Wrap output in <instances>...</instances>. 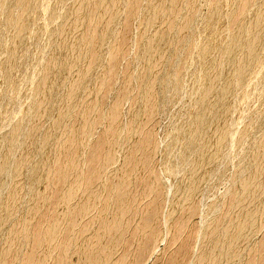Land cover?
I'll list each match as a JSON object with an SVG mask.
<instances>
[{
  "label": "bare ground",
  "instance_id": "obj_1",
  "mask_svg": "<svg viewBox=\"0 0 264 264\" xmlns=\"http://www.w3.org/2000/svg\"><path fill=\"white\" fill-rule=\"evenodd\" d=\"M7 1L8 2H6V0L3 1L4 4L5 2L8 4L9 0ZM15 1L18 4L20 2V0L19 2L18 0ZM15 1L13 0L12 3L14 4ZM23 1L21 0L22 3ZM39 1L40 0H25L22 10L19 9L21 15L18 14L20 16L15 18L17 14H15L16 11H10V15L11 12L15 14L13 15L12 13L15 19H12L11 16L10 19H7L8 21L6 18L9 15L8 13L6 15L2 14L5 13V6H3L4 12H2L1 5L0 8L2 13H0V17L3 16L4 20H6L5 22L2 20V22L5 24L10 21L9 25L11 26L10 23H13L14 20L17 21V18L19 17L21 18V21L25 20L22 18L23 14L26 18V16L34 13L35 17V12H41L37 7L39 6ZM54 1L57 2V0ZM74 1L75 2L72 3V6L70 3L68 4L71 6H68L69 9L64 6L68 9H66L68 12L65 10L67 12L65 17H68V20L64 19V22L67 21V23L65 25L59 24V27L57 26L60 28L64 25L63 27H66V29L64 28L65 30H63V28H60L55 34L54 32L58 28L55 31L51 30L53 31L51 34H54L55 36V41L53 42L55 53L53 54L51 61L48 62L49 64L46 66V68H48L45 78L46 87H43L44 89L48 88L49 91L44 94L41 87L42 90H39H41L44 95H41L42 97L39 96V99L38 95L41 93L38 94L36 92L38 102L35 100L37 102L36 112H32L37 116L36 121L33 114L31 117L34 116V122L32 123L31 128L27 131L28 133L25 132L27 138H25V141H23V137V139L21 138L22 143H24V146H22L23 148L20 147L23 149V155L21 158L18 157L21 160L18 159V163L15 164L16 166L13 161L10 160V156L11 154H14V156L16 154L14 150H17V141L15 140H19V138L17 139L16 137L24 135V132L21 131L23 134L19 135L16 132L17 130L13 129L15 130V133L13 130V134L10 132L11 140L9 139L10 136L7 138L4 137L9 139L6 143H11V148L7 146L9 150L4 148V151L3 149L6 153L4 161L2 160L3 163L1 164L6 166L8 163L10 165V162L11 164L13 163L15 168L13 177L14 179L16 178V181L14 180L13 187L11 186L9 189V191L11 190L9 195H6L7 197L1 202V204H3H0V207H2L0 212V264H73L70 262L72 258L70 256H72L71 254L75 255L76 253L81 257L80 260L78 259L79 262H75L76 264H132V260H135L136 258L138 261L136 262L135 260V263L138 264L140 258L143 257L138 258L142 254L141 252H143L144 245L146 246L147 243L154 241L157 237V233L155 234V229L152 223V218L156 216V212H154L155 214L152 213L153 210H151V205H149V203L146 204V202L144 203L143 201L147 195H150V193L147 194L148 192H151L154 188L157 189L159 179L155 178L151 181L148 180L149 182L147 180L145 182L143 179V182H141L135 179L134 175H129V171L126 169L129 166L133 169L132 166H137L139 161H148L149 165L153 160L150 161L149 159L151 158L148 159V156H145L146 154L144 155L147 145L146 142L148 141L151 143V139H153L152 129L147 127L148 125L146 122H150L155 113L162 107L167 95H171V99L179 95L181 88L183 87L181 83L183 84V78L185 75L182 71V68L184 69L182 65V68L176 66L173 67L174 70H172L173 72L171 73V76L164 74V71L160 68L162 64H159L157 57H162L161 59L164 65L170 64L173 63V55L188 42L191 43L193 41L196 43V41L199 42V40L203 42L199 43L202 44L200 45L202 47H199V52L195 49L198 54L195 52L197 55L194 56L192 54L193 56L191 55L192 57L189 58V60L191 59L193 62L196 60L195 62L204 66L202 72L198 71L200 74L199 78H201V80H199L202 81L200 87L202 88V94L199 98L200 100L195 102L197 103L195 108H193L194 106H191V108H193L191 114L192 122H182L179 127L180 130L178 129V133L180 132V139L178 140H181L180 146H182V152L181 155H179L181 156L182 161L191 160L190 158L192 157L188 160L190 154L194 156L191 162L189 161L190 169H188V173L186 174V171H184L186 179L177 185L176 202L173 205L174 207H172L173 210L171 209L172 213H169V218H173V215L178 211L180 212V210L184 212L189 210L190 206H192V208L193 206H196L194 204L192 205L191 202L199 192L203 180L205 181L204 178L205 176L207 177L208 174L207 169H211L210 165L212 164L214 157L217 156L215 157L216 160L214 159L215 162L221 157L220 155V157H218V154H220L219 152H223L219 150L220 148L222 149L224 140L229 139L227 131H232H229V127H227V122L231 114L229 101L231 99L232 86H235L233 85L236 84L234 82L239 83L242 81L243 77L247 75H250L251 77V75L254 74V71L258 70L253 69L254 71H252L251 68L250 70L253 74L247 73L248 71L250 72L249 68L252 66L251 64L254 63L251 61L252 57L258 53L260 54L261 49L259 50V48H262L264 45V43H261V36L263 37L264 33L263 1V4H261L262 6L259 5L257 9L255 8L254 11H251V4L254 3L255 5L258 0H212V10L205 18L204 25L197 34L193 30V20L189 13L190 11L185 9L186 6L184 7L183 0H151L145 7L146 13L141 19L142 25L144 26V33L139 42L138 51L140 58H142V63L139 64L141 66H139L140 68H138L136 74H133L130 70L125 73L121 79L120 86L123 88L122 90L124 93H122L120 98H116L111 105L109 104L108 107H103V100L112 92L114 82L121 76L120 71L122 74L124 71L120 70V65L124 59V52L126 49L123 50V47H121L122 42L119 41L118 35L113 37L115 33V21L119 18L118 16L121 11L124 12V10H127L128 14L137 15L139 7L143 6L139 4L140 0ZM130 1L131 3L129 5L128 3ZM260 1L261 0H259V2ZM3 2L1 3L0 1L1 4H3ZM43 2L45 3V1ZM43 2L41 0V4ZM59 2L61 1L58 0L57 3ZM63 2L64 1L62 0L61 4ZM232 2L236 5V10L239 11L233 12L234 18L238 19L237 16L240 15L238 20H240V18L241 21L243 18L247 20V18L250 17L249 20L251 21H246L248 26L246 25V27L244 26L241 29H238V25L234 26L233 24L235 28H229L232 29L231 31L234 30L231 33V31L227 32L225 27L223 28L226 24L223 25V22L228 20V16L233 17V15L230 16L232 11L230 12V15L226 14L227 12L225 13V11H228L226 10L227 7H225L224 10V5L226 6L229 4V6H233ZM12 3H10V7L8 6L9 9L12 8ZM17 3L14 4V8ZM55 5L57 6H54V8L58 7V4L55 3ZM127 5L129 6L127 7ZM18 6L16 8H19ZM41 7L42 6L40 5L39 9H41ZM5 8L7 9V7ZM56 9L53 12H55ZM6 11L8 12L9 10ZM172 15H175L176 21L179 20L177 26L184 23V26L186 25L185 27H190L193 30L191 38L184 39L186 40L184 42L183 39L182 41L179 40V28H172L166 32L162 31L164 24ZM107 16L110 17L106 20ZM130 17L131 16H129V18ZM20 18L18 20L19 23H21ZM29 18L30 17L28 16V19ZM51 18H55V16H52ZM27 21L28 20H25L24 22L28 23ZM33 21L36 22V19H33L32 22ZM117 21L120 22L121 20ZM228 21H231V19ZM236 21L234 23L238 24L239 21ZM29 22L31 21L29 20ZM172 22L173 21H171V23ZM7 23L4 25L6 29H8ZM19 23H15L16 26L20 27V25H17ZM26 23L25 26H27L28 29L30 24L26 25ZM15 24L13 25L15 26ZM4 26L0 27L4 28ZM16 26L15 30L19 28ZM116 27H118V25ZM21 28V33H19L20 29L18 30V33L15 32L16 36L19 35L17 36V39L15 36L14 39H16V41L12 38L14 42L19 43L20 40L24 42L23 39H21L25 36L24 34H26L27 39L30 37H32V39L36 38V36H30L33 30L28 34V37L27 33H25L27 29L25 27V29L23 27ZM61 29L63 31H61ZM35 31L34 35L36 34L38 36ZM3 32L4 31H2V33ZM8 32L9 29L6 32L7 36H4V34L1 35L0 38L2 37L3 39V37H6L5 39H7L9 35ZM2 33L0 31V34ZM11 34L9 36L12 37ZM71 40L74 42H71ZM3 42L4 39L0 41L2 44ZM22 42H20V45L18 46H21ZM10 43L11 42H9V44ZM14 44L12 45L13 47L15 46V48H12V45V50L9 48L11 53H9L8 48V50L6 49V52L11 54V56H14V58L18 53L20 55L22 52H28L26 48L29 46L26 43V45L22 43V45L24 44L26 47L25 48L24 45L22 46L25 48H23L24 51L22 49V52L20 51L21 47L17 48L18 46L16 47V43ZM261 44L262 47H260ZM93 45L97 46L96 51L92 47ZM0 47L2 48V46ZM193 49L194 47L192 50ZM258 50L259 52L257 53ZM263 51H261L260 56ZM6 52L5 55L7 57L8 53L6 54ZM182 52H184L183 49ZM3 53L1 52V54ZM6 57L4 60H13H9L10 58L8 59V57ZM20 57H22V55ZM257 57L259 56L257 55ZM257 57L255 56V59L253 58V61H255L253 66L256 65ZM24 59L22 58L21 60L24 61ZM259 59L260 61H258ZM259 59L257 62L261 64V57ZM15 60L14 63H16ZM263 60L262 63H264ZM8 63L9 62H7V64ZM12 63L13 62H11V64ZM259 63H257L258 66ZM5 65L6 64L4 63L3 68L8 66ZM12 65L9 66L12 68ZM19 65L20 64H18V66ZM9 66L7 69H11ZM3 68H1L2 71L4 70ZM14 68L12 70L15 71ZM129 68L130 65L126 69L128 70ZM260 68L262 67L259 66V69ZM3 72L5 73V71ZM8 75L10 76V72ZM8 75L6 74L5 76L9 78ZM12 75L14 74H11V76ZM71 77L73 80L72 83L71 81L68 82ZM237 79L241 80L238 82ZM245 79L246 80H243V83L247 81V77ZM7 81L8 80H5V82ZM89 82H91V86L92 84L94 86L89 92H93L92 89H94L95 92H93L94 94L92 95L89 93L90 96H88V92H86V89L84 88L86 85L85 83L89 84ZM240 83L242 84V82ZM183 88H185V86ZM192 89H194L193 85ZM234 93L235 90L232 94ZM85 94L87 98L85 97L86 99L84 98V100L83 97ZM133 94L137 95V98L133 103L132 108H130V112L128 113L129 117L122 116V118L120 114L122 104ZM236 96H239L238 93ZM193 97L195 96L193 95ZM245 97L247 96H244V99ZM241 98L243 99V97ZM32 107L35 110V105ZM72 112L76 114L75 119H72V117L70 118ZM27 113L24 119L28 115ZM261 117L264 118V113ZM39 118H43L47 121L49 120L45 129L40 128V125L38 124ZM125 118H130L128 120L129 122L124 120ZM65 119H69L70 121H67L65 124ZM30 120L27 121V124L29 125H31ZM187 120L190 121V118ZM102 122H108V125L104 129L101 135L102 137L91 144V138L95 133V129L98 125L102 124ZM42 125L43 124L41 123V127ZM28 126L24 125V127L29 128ZM15 128H17V126ZM19 130L22 129H19L18 127V132H20ZM226 134L228 138H226ZM136 135H142L145 141H142V139L141 141L144 143L141 142V144L137 146L133 145V142L131 143V141ZM178 140L177 142H179ZM227 140L225 144L228 142ZM176 144L178 145L179 143ZM259 144V149H256V147L254 148V150H258V152L256 151L255 153L256 155H252L254 152L249 154L253 156L251 160L252 163L255 164V166L254 164H251L253 167L251 165L249 166L254 168V171L252 170L253 172L249 174V176L247 175L246 179L244 178V180L241 181L240 190L235 194L236 196L233 200L231 198L232 202L230 201L231 204L229 205V208L227 211L225 210L226 213L221 216L219 221L218 219L216 222L214 221V229L212 228V230L205 235V246L199 255L200 258H197L199 261H196L197 263L195 262V264H236L237 262H241L242 264H256L258 255L261 257L262 255H260V253H264V243L259 244L261 246H258V244L252 242L253 236L262 229V222L264 219V140ZM19 146H21V143ZM64 146L69 147V150L67 151L68 153L66 154L63 152V148H65ZM149 146L150 144L147 145V148ZM150 147L155 152V144L153 143ZM91 149L92 154L89 155ZM151 149L150 151L152 152ZM20 150L16 152H19ZM144 158L146 159L144 160ZM41 159L46 160L45 162H42ZM248 160L247 163L245 162L246 164H249L248 162L250 160ZM130 163L136 164H132L131 166ZM246 164H243L242 166H245ZM108 165L112 166V168L109 169V171L106 170L107 172L104 173L103 170L110 167H108ZM249 166H247V168L244 167L243 169H248ZM2 167L3 166L0 167L1 171L6 169L5 167ZM117 170L122 172L126 170L128 173L124 172V174L127 175L124 177L121 175L123 178H121L122 180H119L120 177L117 178L119 175L117 174V176L115 174ZM5 171L7 172V170ZM149 171L152 175L156 173V170L151 168ZM3 174L7 177L6 173ZM3 174H0V191L4 188L5 177ZM42 181L47 185L46 188H44L45 190H40L38 188L39 183H44ZM138 183H140V185H138ZM30 193L31 195L29 197V204L26 212L20 220H17V222L5 232L4 227L9 224L13 215L17 211L19 212L23 200L25 201L24 198L28 197L27 195ZM153 197H155V195ZM37 200L42 201L44 205L48 202H53L54 205H52L50 209H47L44 208V206L37 205V203H39ZM192 210L188 212H192ZM103 213H107L108 215H105L108 217H102ZM152 215L154 216L152 217ZM181 224L184 226L183 223ZM175 225L179 227L180 223ZM141 237L145 238L147 241H151H146V244H144L145 239L144 242H141ZM109 240L111 242H107ZM148 245L149 244H147V246ZM176 254H180L179 248L176 251ZM174 255L175 254L171 255L172 263L174 261L173 258L176 257V255ZM176 261L178 262L179 259ZM258 262L259 264H264L263 261Z\"/></svg>",
  "mask_w": 264,
  "mask_h": 264
},
{
  "label": "rangeland",
  "instance_id": "obj_2",
  "mask_svg": "<svg viewBox=\"0 0 264 264\" xmlns=\"http://www.w3.org/2000/svg\"><path fill=\"white\" fill-rule=\"evenodd\" d=\"M0 1L2 3L5 0H0ZM24 1L22 3L21 0H20V2H21L20 3L19 0H18L19 4L15 1V3H17L16 7L18 5H20V6H18L19 8H16V7L14 8L13 6H15L14 5L15 3L14 4L12 3L13 0L12 1L9 0L8 4H6V2H8L6 0V2H5L6 5L4 4V2H3L4 5L0 3V6L2 5L1 6L2 10H3L2 12H4V9H5V13L1 12V8H0V13H2L3 15L4 14L6 15L8 13L9 16L8 15H7L8 17L6 16L7 17L6 20L10 19L11 16H12V19H15L17 16L21 15L19 9L22 10L23 4L25 3ZM43 1H45V3ZM59 1L62 2V0H59ZM63 1H64L63 2L64 4L63 3L61 4V2L57 3L58 0H57V2L54 1V0H42L43 3L41 4V0H40L38 2L39 6H37V7H38V10H41V12L37 11V10L36 11L38 13L39 12L40 13L38 14V13L35 12V17H37V18H35L34 17V13L31 12L33 16L32 15H28L30 17L29 19H28V16H26V18H25V15L24 14L22 15L23 16L22 18L25 19V20H28L27 21L28 23L24 22L25 20L21 21L20 17H19L20 18V22L22 24L19 23V21H18L19 18H17V21L14 20L15 22L13 21V23H10L11 26L9 25L10 21L8 23L6 22L7 25H8L7 28L9 29L8 34L10 35L12 33L11 34L12 37L8 35L7 39L9 37H11L10 38L11 40H12V38L14 39L15 36H16L15 32L18 33V30L20 29L19 33H21V29H22L21 27H23V28L25 27L27 29V26H25V23H26V25L30 24V27L33 28V29H31L28 26L29 27L27 29L28 31L26 30L25 33H27V35H28V34H30L31 30H33L31 32L30 36L33 35V37L36 36V38H33L34 40L32 39V37H30L32 40L30 38L27 39L26 38L27 37L26 34H24L25 36L21 38V39H23L24 42H22V40H20V39H19L20 41L18 40L19 43L18 42H14V40L16 41L17 36L19 35L18 34L16 36V39H14V40L11 41L10 39H8V41L10 40L9 42H11L10 44L7 41V39H5L6 37H3V39H4L3 44L0 43L1 44L0 46H2V48L0 47V167L3 166L2 168H4V167L6 168V166L8 165L6 169L2 170L3 172L0 170L1 171L0 174L1 173L2 174L3 173L7 174V177L3 174L5 179H4V188L2 186L3 189H1V191H0V204H1V202H3L5 197H7L9 195V192L11 191V190L9 191V189L11 188V186L13 187V185H14L13 182L16 181V178L14 179V177H13V173H15L14 172V169H15L14 165L18 163L17 162L18 159H20L21 156L23 155V149H21V148H23L22 146H24V143H22V139L24 138L23 141H25V138H27V135H25L26 134L25 132H27L31 128L32 123L34 122L33 117L35 116V114L32 113V112H36V103L38 102L39 96L42 97L47 91H49L48 88L44 89L43 87L46 84L45 83V78H46V72H47V69H48V68H46V66H47V64H49L48 62L51 61L52 56L55 53V48H54L55 46H53L54 45L53 42L55 41L54 34L60 28H63V30L66 29V27H63L67 23V21L64 22V19L68 20V17H65V14H67V12H68L67 10L69 9V7H71L73 5L72 3L75 2L74 0H66L67 2L65 0H63ZM150 1L151 0H140L139 4H141L143 7H141L139 5L141 8L139 7V12H138L137 15L128 14L127 13L128 11L124 10V12L121 11V13H124L125 16H124V14L120 13L122 16L119 14V16H118L119 18H117V20H121L120 21L121 23L118 22L117 20L115 21V28H116L117 31L114 28L115 33H114L113 37L118 35L119 36V41L122 42L121 43V47H123V50L126 49L125 52H124V55H125L124 59L122 60V62H121L122 64L120 65V70H122V71L124 70V71H123V74L120 71V73H121L120 74L121 75L120 78L118 80H116L115 82L113 81L114 82V84H113L114 88H113L112 92L108 95V97L107 96H106L107 98L105 97V99L103 100L104 102L102 101L103 105H102V103H101V105L103 107H108L109 104L111 105L113 103V101L116 100V98H120L122 93H124V91L122 90L123 88L120 87V86H121V81H122L121 79L123 78L125 73L130 70V71H132L133 74H136L138 68H140L139 66H141L139 64L142 63V60H141L142 58H140V54L138 52L139 51V42H140V40H141V38L143 36V33H144V26L142 25V22H141L142 20L141 19L143 18L144 14L146 13V8L145 7L148 5V3ZM183 1H184L183 2L184 7L186 6L185 9L190 11L189 13H190L191 18L193 20V27H194L193 30L198 34V32L202 29V27L204 25L205 18L208 16V14L212 10V5H213L212 4V0H204V1L203 0H183ZM194 1H195V3H194ZM256 1H254V2H256ZM262 1L264 2V0H261L260 2L258 0L255 3V5H254V3H252L253 5L251 4V9H252L251 11H254L255 8L257 9L259 7V5L262 6L261 5V4H263ZM10 3H12L13 5H12V8L9 9V7L11 6ZM55 3L58 4V7L54 8V6H57V5H55ZM69 3H70L71 6L68 5ZM130 3H131V1L128 4L130 5ZM227 3H229V2H227ZM232 3H230V4H232ZM40 5L42 6L41 9H39ZM60 5H61V7H60ZM129 5H127V7ZM3 6L7 7V9L5 7L3 9ZM64 6L67 7L68 9L65 8ZM235 6L236 5L234 3H233V6H231V5L229 6V4L226 5V6L224 5V10H225V7H227L226 10H228V11H225V13L227 12L226 14L230 15V12L232 11L230 16L233 15V17H229L228 15H226V16H228V18L227 17L226 18L228 20L231 19V21H228L227 19H225L228 22L227 21L223 22V25L226 23L223 26V28L225 27V30L227 32L228 31L230 32L232 29H234L235 25H238L240 27L239 28L238 26H236V27H238V29H241L244 26L246 27L247 22L251 21V20H249V18H250L249 16H248L249 18H247V20H245L244 18L242 19V21L243 20L245 22L247 21L246 23L244 21L242 22L241 18H240V20H238L239 17H240V15H238V14H240V13L237 14L238 15L237 16L238 19L234 18L233 12L237 11ZM43 8H44V10H43ZM56 8H58V9H56ZM15 9H17L19 11V13ZM55 9H56L55 12L57 14L55 12H53ZM142 9L144 10V12H143ZM6 10H9V11L7 12ZM57 10H58V12H57ZM206 10H207V12H206ZM10 11H16L15 14L16 13L17 14H16L15 18L13 17V15H15L13 12H11V15L9 14ZM237 12H239V11H237ZM237 12H235V13H237ZM12 13H13V15H12ZM53 13H54V15H53ZM139 13H141L142 15L139 14ZM18 14H20V15H18ZM126 14H127V16H126ZM52 16L53 17L55 16V18H51ZM66 16H68V15H66ZM120 16H121V18H120ZM129 16H131V17L129 18ZM235 16H236V14H235ZM109 17L110 16H107L106 20L109 19ZM194 17H195V19H194ZM0 18H1L0 19L1 20L0 21L1 25L0 26L3 27L6 24V23L4 24L3 22H5L6 20H4L3 16L0 17ZM232 18H234V19H232ZM33 19H36V22H34L35 20L32 22ZM2 20H4V21L2 22ZM29 20L31 22H29ZM233 20H235V21L237 20L236 22H238V21L239 22L241 21V22L240 23L238 22V24H236V23H234L235 21H233ZM171 21H173V22L171 23ZM178 22H179V20L176 21L175 15H172L171 18L164 24V26L162 28V31L166 32L168 30H171L172 28L173 29L179 28L178 29V32H180L179 33V36H180L179 40L182 41V39H183V42H184V41H186L184 39L191 38L193 30L190 27H185L186 25L184 26V23H181L180 25L177 26ZM231 22H233V23H231ZM2 23H3V25H2ZM15 23H19L17 25H20V27L16 26ZM116 23H117L118 27H116L117 26ZM127 23H128V25H127ZM244 23H245V25H244ZM13 24H15V26L17 28L19 27L18 29H16L17 31L15 30V26ZM59 24H64V25L63 26L61 25L62 27L58 28L60 26ZM230 24H232V25H230ZM233 24H234V26H233ZM241 24H243V25H241ZM12 25L14 26V28H13ZM39 26H41V27H39ZM126 26H127V28H126ZM2 27H0V29H1L0 31H1V33H2V31H4V32L2 34H0V36L4 35V34H5L4 36H7L6 32L8 31V29H6L5 26H4L5 29L2 28ZM9 27H11V28H9ZM231 27H232V29H229ZM38 28L39 29L42 28V29H40L41 32L39 31ZM10 29H12V30H10ZM263 29H264V26H263ZM35 30H37V31H35ZM51 30H53V31L56 30V31L54 32V34H51L53 32ZM63 30L61 29V31H63ZM122 30H123V32H122ZM34 31H35V33L37 32L38 36L36 34L34 35ZM233 31H231V33ZM118 32H119V34H118ZM13 35H14V37H13ZM52 36H54V37H52ZM122 36H124L125 38L122 37ZM28 37H29V35H28ZM137 37H138V39H137ZM263 37H264V33H263ZM263 37L261 36V41H262L261 43H264V38ZM3 39L1 37L0 41L3 40ZM125 39H126V41H125ZM130 41H132V42H130ZM20 42H22L24 44L26 43L30 47V48L29 47L26 48L25 47L26 44L25 45L23 44L28 52H24V53L22 52V49L24 47H22L23 46L22 43H21V46H18V45H20ZM71 42H74V41L71 40ZM201 42H202L201 40H199V42L196 41V43L193 42V41L191 43L188 42L184 47H182L180 50H178L176 52V54L173 55V63L164 65L163 61L161 59L162 57L161 58L157 57V60L159 61V64H162L160 66L161 70L164 71V72L163 71L162 72L164 74L168 75V76L169 75L171 76V73L173 72L172 70H174L173 67L176 66V67L182 68L181 65L184 67V69L182 68V71L186 75V76L184 75V78H183V81L185 82V84L183 82V84L181 83V85H183V87L185 86V88H183L181 86L182 88H181V91H180L179 95L177 97L173 98V99H171V95H167L162 107L153 116L154 120L152 118L150 122H146V124L148 125L147 127L152 129V134H153L152 138L153 139H151L152 140L151 143L152 144L154 143L155 146H156V150L154 152L151 149V147H150L152 144L150 142H148V141H147L148 143L146 142V144L147 145L150 144V146L147 148V145H146V148H145L146 150L144 151V155L146 154L145 156H148V159L151 158V159H149L150 161L153 159L149 163V165H148V161L147 162L143 161L144 163L139 161L137 163V166H135V165L132 166V164H136V163H130V165L133 167V169L129 166L128 167L129 169L128 168L126 169L127 171H129V173L126 170L122 172V171H120L121 169L119 170L121 173L118 170L115 173L116 175L117 174L119 175V176L117 175L118 176L117 178L120 177L119 180H122L121 178H123L125 175H127V174H124V172L128 173L129 175H132V176L134 175L135 176L134 178L139 180V181H141V182H143V179H144L145 182H146V180L147 181L148 180L151 181V180H153L155 178L159 179V181L157 180L159 182L158 185H157V189L154 188L155 190L153 189V190H151V192H148L147 194L150 193V195H147L148 197L146 196L147 198L145 197L144 201H143L144 203L146 202V204L149 203V205H151V207H152L151 210H153L152 213L156 212V216L152 215V217L154 216L152 218V221H153L152 223H153V227L155 229V234L157 233L156 234L157 237L154 239V241L148 240V241H151V242L147 243V244H149L148 246L146 244L147 240L145 238L141 237V239H140L141 242H144V239H145V243L144 244H146L147 247L144 245L143 252H141L142 254L138 258H140L142 256L143 257L140 258V260H139L140 263L138 262V264H168V263H170V264L174 263L175 264V262H176V264L177 263L178 264H181V263L182 264H195L196 261H199V260H197V258L198 259L200 258L199 255L201 254L202 249L205 246L204 245L205 244V242H204L205 241L204 240L205 235H207L208 232H210L212 230V228L215 226L214 223L217 221V219L219 221L221 219V216L226 213L225 210L227 211V209L229 208V205L231 204L233 198L236 196L235 194H237L239 192V190H240V186H241L240 183H242L241 181H243L244 178L246 179L247 175L249 176V174H251L254 171V168H252L253 167L252 165L254 163H252L251 158L254 155H256L255 154L256 151L258 152V150H254V148L256 147V149H259V146H260L259 143H261L264 140V138H263L264 137V135H263V133H264V120L263 119L264 118L261 117V115L263 116V113H264V67H263L264 63H262V60L264 58V55H263V53H264V51H263L264 50V45L262 47V44H261L260 47H262V48H259V50L261 49L260 50V54H261V51H263L262 52L263 58H262V55L260 56V54L258 53L259 52V50H258L257 51L258 54L254 55V57L255 56L257 57V55L259 56L256 59V65L253 66V64L255 63V61H253V60L255 58L252 57L251 61L254 62V63H252L251 65L253 67L251 66L249 68V70L252 68L251 69L252 71H254L255 69H258V70H255L256 72L254 71V74L251 72V70H250V72L248 71L247 73H250V74L252 73L253 75H251V77H250V75H247V76L243 77L242 81H240L241 79H239V80L237 79L238 82L240 81V82H242V84L240 82L239 83L234 82V83H236V84H233V85H235L234 86L235 89H234L233 86H232L233 89L231 88L232 89V91H231V99L229 101L230 102V108H231V114H230L229 120L227 122V124H228L227 127H229V131L230 130H232V131L231 132L227 131L229 139L228 140L226 139L228 141L226 144H225L226 140H224V143L222 145V149L223 150L221 148L219 150V151L223 152V153L219 152L220 154H218V157H220V156L221 157L219 159L217 158L218 161H216V162L214 161V159L216 160L215 157H217V156L214 157V159H213L214 162L212 161V164H211V165H214V166L210 165L211 169H207L208 170V172L206 171L208 173V174L206 173L207 177L205 176V178H204L205 181L203 180V182H202L203 184H201V188H200L199 192L197 193V195L193 199L194 201L192 200V202H191L192 205L194 204L196 206H193V208H192V206H190V209L191 208L193 209V210L191 209L192 212H188V211H191L190 209L189 210L185 209L187 211H184V212L180 210V212L178 211V212H176L173 215L174 216L173 218H169V216H170L169 213L170 214L172 213L171 209L173 210L172 207H174L173 205L176 202L177 185L180 182H182L184 179H186V174L188 173V169H190V166H189L190 162H191V160H192V158L194 156V155H191V154L189 155L188 160H189L190 157H192V158H190L191 160H189L190 162L187 161V160H186L187 162L186 161H184V162L182 161L181 156H180L181 152H182V146H180L181 140H178V139H180V135H179L180 132L178 133V131L180 130L179 127L182 124V122H185V121H188V122H185V123L192 122L191 121V119H192L191 118L192 117L191 114H192L193 108H195V105L197 104L195 102H198V100H200L199 98H200V96L202 94L201 93L202 88H200L201 84H202V81H200L201 78H199L200 77L199 72H202L204 70V66L202 64L198 63V62H195L196 60L194 62L191 61V59L189 60V58H191L193 55L195 56V55L198 54V52L200 51L199 47L200 48L202 47V46H200L202 44H199ZM14 43H16V47L18 46L17 48L21 47L20 51L24 54V55L22 53H20V55H19V53H18V55L16 54L17 55L15 57L16 60H15L14 56H11V54H9V53H11L10 49L12 50V48H15V46L13 47V45H12ZM11 45H12V48H11ZM92 47L96 51L97 46L93 45ZM193 47H194V49L192 50ZM7 48L8 49L10 48V49L8 50ZM6 49L9 51V53L6 52L7 51ZM24 49H23V51H24ZM182 49L184 50V52H182ZM195 49H197L198 52ZM3 51H4V53H3ZM132 51H133V54H132ZM1 52L4 55L1 54ZM5 52H6V54L8 53L7 54L8 59L11 56V58L9 60H11V59H13V60H11V61L4 60V58L6 57ZM134 52H135V54H134ZM195 52H197V54ZM21 55H22V57H20ZM260 57L262 59L261 60V64L263 66L259 62H257V60ZM22 58L23 59L25 58L24 61L21 60ZM14 60L16 61V63H14ZM17 60H18V62H17ZM187 60H189V61H187ZM6 61L9 62V63L7 64ZM258 61H260V59ZM11 62H13L15 64V66H14L13 63H12L13 65H12ZM263 62H264V60H263ZM4 63L6 65H8V66L12 65V68L9 66V68H11V69H7L8 66L5 65L6 66L5 68L7 69V71H6V69L3 68ZM184 63H186V64H184ZM257 63H259V66L262 67V68L259 69V66H258ZM18 64H20L21 66L20 65L18 66ZM174 64H176V65H174ZM129 65H130V68L127 70L126 68H128ZM191 66H192V68H191ZM256 66H257V68H256ZM1 68L4 69L3 71H5V73L1 70ZM13 68L15 69V71L12 70ZM261 69H262V71H261ZM8 70L10 72V76H11V74H14V75H12L13 77L11 76V78H10V76L8 75L9 74ZM11 71H13V72H11ZM258 73H260L261 75L258 74ZM6 74L9 76V78L7 76H5ZM246 77H247V81H245L243 83V80H246L245 79ZM248 77H249V79H248ZM5 78H7V79H5ZM5 80H8V81L5 82ZM237 80H235V81H237ZM69 81H71V83L73 82L72 77L69 78L68 82ZM116 82H118V83H116ZM252 82H253V84H252ZM85 84L86 85L84 86V88L86 89V92H88V96H90L89 93H91V95L94 94L95 93L94 89H92V91L94 93L91 92V91L89 92V90L91 88H94L93 84H92V86H91V82H89L90 85L87 84V83H85ZM116 85H117V87H116ZM192 85H193L194 89H192ZM41 87H42L43 90L41 89ZM255 88H256V90H255ZM39 89H41L44 92V94ZM46 89H48V90H46ZM234 90H235V93L232 94L234 92ZM36 92L38 94L41 93L40 95H38V99H37V96H36V94H37ZM236 92L238 93L239 96H236L237 95ZM86 94L84 95L83 99L86 97ZM193 95L195 97H193ZM233 95H234V98H233ZM244 96H247V97H245V99H244ZM131 97L123 102L121 110H120L121 117L122 116L123 117H126V116L129 117L128 113L130 112V108H132V105L135 102V100L137 98V95L133 94ZM180 97H181V99H180ZM241 97H243L244 100ZM243 102H244V104H243ZM32 104L35 105V110L32 107V106H34ZM186 104H188V105H186ZM189 106H190V108H189ZM191 106H194V107L191 108ZM29 110H30L31 115L29 113ZM190 110H191V112H190ZM244 110H245V112H244ZM189 112H190V115H189ZM26 113L28 114L27 116L30 119L32 118L31 120L27 116L24 119ZM33 114H34V116L31 117ZM74 114L75 113H73V112H72V115L70 113V115H71L70 118L72 117V119H75L76 114H75V116H74ZM36 115H37V113H36ZM36 117L37 116L34 117L35 121H36ZM188 118H190V121L187 120ZM69 119H65V124L67 123V121L69 122L71 120V119L70 120ZM129 119L125 118L124 120L129 122L128 121ZM29 120L31 121V125L27 124L28 123L27 121H29ZM41 123L43 124L42 127H41ZM48 123H49V120L47 121V120H44L43 118L42 119L39 118L38 124L40 125L41 129L42 128L45 129L47 127ZM172 123H173V125H172ZM24 125L25 126L29 125L28 126L29 128L24 127ZM107 125H108V122H105V123L102 122V124H100V125H98L96 127L95 133H94V135L91 138V144H93L94 142L98 141L100 139V137H102L101 135H102L104 129L107 127ZM16 126H17V128H15ZM18 127H19V129H22V130H19L20 132H18ZM25 128H27V129H25ZM13 129L17 130L16 132L19 135L23 134V133H21V131L24 132V135H22V136H17L16 135L17 136L16 138L17 139L19 138V140H15V141H17V144H16L17 150L16 149L14 150L16 154H15V156H14V154H11V156H10V160L13 161L14 165H13V163L11 164V162H10L11 166L9 165V163L6 164V166H4L3 164H1L4 161V156H5V153H6L4 151H5V149L9 150L8 147L11 148V143L7 144L6 142H8V140L11 138L10 132H12ZM15 130H13V132ZM175 130H177V131H175ZM13 132H12V134H13ZM227 134H226V138H228ZM4 137H6V138L9 137V139H6ZM141 137H142V135L141 136L136 135L132 139L131 143L133 142L132 144L136 145V146L140 145L141 142L144 140V138L143 137L141 138ZM4 139H6V140H4ZM141 139H142V141H141ZM177 140L179 142H177ZM241 140H243V141H241ZM20 143H21V146H19ZM142 143H144V142H142ZM176 143H179V144L177 145ZM5 144H6V146H5ZM257 146H258V148H257ZM64 147L65 148H63L64 149L63 152L66 154V153H68L67 151L69 150L68 149L69 147L68 146H64ZM3 149H4V151H3ZM150 149L152 150V152L150 151ZM18 150H20V151L16 152ZM3 152H4V154H3ZM21 152H22V154H21ZM89 152H90L89 155L92 154V149ZM249 154H252L253 156L249 155ZM154 156H156V157H154ZM18 157H20V158H18ZM249 157H250V159H249ZM146 158H144V160ZM176 159H178V160H176ZM45 160L46 159H41L42 162H45ZM247 160L249 161L248 162L249 164H246ZM243 164H246L247 166L252 164L251 165L252 167L249 166L248 169H246L247 166L246 165L242 166ZM109 166L110 165H108V167ZM254 166H255V164H254ZM8 167H9V169H8ZM244 167H246L245 170L243 169ZM111 168H112V166H110L109 168H105L103 170V172L105 173V172L109 171V169H111ZM150 168L153 169V170H156V173H154L152 175L150 173V171H149ZM5 170H7V172ZM184 171H186V174H185ZM157 172H158V174H157ZM149 174H150V176H149ZM116 175H115V177H116ZM14 176H16V175H14ZM5 180H6V182H5ZM42 182H44V181H42ZM138 185H140V183H138ZM7 186H8V188H7ZM46 186L47 185H46L45 182L44 183H39L38 188L40 190H45L44 188H46ZM160 186H161V188H160ZM30 195H31V193L29 195H27L28 197L24 198L25 201L23 200V202L21 204V207L19 208L20 210L18 209L19 212L17 211L13 215V218L11 219L9 224L4 227V231L5 232H7V229H9V227L14 225V223L17 222V220H20V218H22V216L26 212L27 206L29 204ZM154 195H155V197H153ZM156 196H158V197H156ZM231 198H232V200H231ZM38 201H39V203H37ZM37 202H36L37 205L44 206V208H47V209H50L52 207V205H54L53 202L45 203V205L40 200H37ZM50 203H51V205H50ZM153 207H154V209H153ZM187 208H189V207H187ZM1 210H2V207H0V212H1ZM182 213H183V215H182ZM105 214H107V213H103L102 217H104V216L106 217L108 215V214L107 215H105ZM179 223H180V226L178 225L179 227H177V225H175V224H179ZM181 223H183L184 226ZM262 223H263L262 224V229H260V231H258L259 233L257 232V234L254 235L255 237L253 236V238H252V242L258 244V246H261L259 244H263L264 243V219H263ZM178 228H180V229H178ZM176 233H178V234H176ZM187 233H188V235H187ZM172 238H173V240H172ZM107 242H111V241L109 240ZM167 248H168V250H167ZM178 248H179V253L181 254V256H180V254L179 255L176 254V251L178 250ZM181 251H183V252H181ZM172 254L176 255L177 258L176 257L175 258H176V260L179 259L178 262L172 256V258L174 260L173 263H172V260H171V255ZM263 254L264 253H260V255H262L263 257L262 256L260 257L258 255V257H260V258L257 257L258 260H257L256 264H259L258 261H260V262L263 261L264 262V259H263L264 255ZM71 255L72 256H70V257H72V258H71V260L69 259L70 262H72L73 264L75 262L76 263L79 262L81 257H79L78 253H76L75 255H73V254H71ZM135 260L134 259L132 260V262H133L132 264L135 263ZM137 261L138 260H136V262ZM236 264H242V263L241 262H237Z\"/></svg>",
  "mask_w": 264,
  "mask_h": 264
}]
</instances>
